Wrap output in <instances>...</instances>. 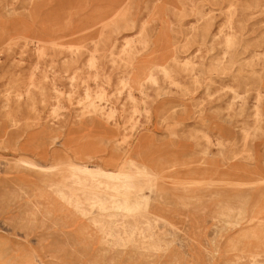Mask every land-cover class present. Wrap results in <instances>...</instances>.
Segmentation results:
<instances>
[{
	"label": "rangeland",
	"instance_id": "374dc122",
	"mask_svg": "<svg viewBox=\"0 0 264 264\" xmlns=\"http://www.w3.org/2000/svg\"><path fill=\"white\" fill-rule=\"evenodd\" d=\"M0 264H264V0H0Z\"/></svg>",
	"mask_w": 264,
	"mask_h": 264
},
{
	"label": "bare ground",
	"instance_id": "6f19581e",
	"mask_svg": "<svg viewBox=\"0 0 264 264\" xmlns=\"http://www.w3.org/2000/svg\"><path fill=\"white\" fill-rule=\"evenodd\" d=\"M128 1V0H127ZM119 11V10H118ZM118 11H116V12H114V14H118ZM31 147V146H30ZM39 149V148H38ZM145 168V167H144ZM146 169V168H145ZM17 187H19V186H17ZM105 206V205H104ZM95 208V207H94ZM136 209V208H135Z\"/></svg>",
	"mask_w": 264,
	"mask_h": 264
}]
</instances>
